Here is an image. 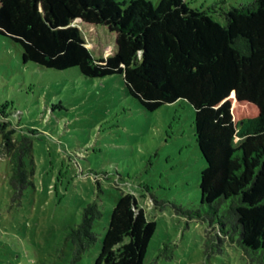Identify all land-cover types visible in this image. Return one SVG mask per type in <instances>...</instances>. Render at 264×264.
<instances>
[{
  "label": "rangeland",
  "instance_id": "374dc122",
  "mask_svg": "<svg viewBox=\"0 0 264 264\" xmlns=\"http://www.w3.org/2000/svg\"><path fill=\"white\" fill-rule=\"evenodd\" d=\"M188 1L212 8L225 24L229 9L252 0ZM72 24L96 57L116 52V32L81 19ZM194 119L185 99L144 109L122 74L91 78L77 66L24 62L21 45L0 34V264H96L123 192L133 193L157 221L146 264H256L212 226L210 208L201 202L206 161ZM24 136L32 140L25 160L34 173L20 193L1 145ZM91 202L103 212L94 224L98 239L74 261L69 232Z\"/></svg>",
  "mask_w": 264,
  "mask_h": 264
},
{
  "label": "trees",
  "instance_id": "16d2710c",
  "mask_svg": "<svg viewBox=\"0 0 264 264\" xmlns=\"http://www.w3.org/2000/svg\"><path fill=\"white\" fill-rule=\"evenodd\" d=\"M211 12L188 0H131L126 6L119 0H0V34L21 45L24 62L77 66L91 78L122 74L148 111L189 101L206 161L201 202L210 208L211 224L264 264V0L233 6L225 24ZM76 19L116 32V52L96 57L72 24ZM17 141H5L1 150L10 157L12 186L23 193L32 183L34 168L25 159L33 144L25 136ZM102 215L91 202L71 228L74 261L96 243L94 224ZM156 230L137 197L123 192L96 264H146Z\"/></svg>",
  "mask_w": 264,
  "mask_h": 264
}]
</instances>
